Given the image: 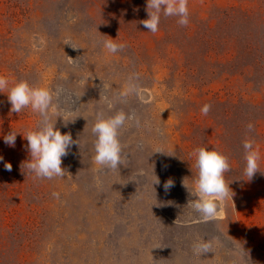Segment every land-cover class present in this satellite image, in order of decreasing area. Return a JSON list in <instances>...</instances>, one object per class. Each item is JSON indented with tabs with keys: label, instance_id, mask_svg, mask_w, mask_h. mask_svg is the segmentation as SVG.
I'll return each mask as SVG.
<instances>
[{
	"label": "rangeland",
	"instance_id": "1",
	"mask_svg": "<svg viewBox=\"0 0 264 264\" xmlns=\"http://www.w3.org/2000/svg\"><path fill=\"white\" fill-rule=\"evenodd\" d=\"M189 9L188 26L163 17L152 33L147 0H0V74L62 87L58 103L76 120L58 117L57 128L81 144L63 158L65 177L37 178L23 166V134L15 147L3 137L26 134L40 116L12 112L0 93V155L12 164L0 163V264H264V0H190ZM111 39L127 46L109 53ZM133 75L139 91L122 102ZM120 109L140 126L122 130L125 166L102 169L92 161L94 114ZM246 139L262 156L251 181ZM197 147L224 152L232 167L233 200L208 221L185 186ZM201 240L212 252L194 253Z\"/></svg>",
	"mask_w": 264,
	"mask_h": 264
},
{
	"label": "clouds",
	"instance_id": "2",
	"mask_svg": "<svg viewBox=\"0 0 264 264\" xmlns=\"http://www.w3.org/2000/svg\"><path fill=\"white\" fill-rule=\"evenodd\" d=\"M190 0H147L148 19L142 21L144 27L152 33L159 31V26L163 17H177L178 24L188 26L190 23ZM44 41H40L42 50ZM127 45L117 43L115 39L103 41V48L109 53H117L123 50ZM138 75L130 76L124 92L121 94L122 102L126 101L128 96L137 94L139 85L137 83ZM64 89L57 87L53 89L48 86H35L27 80L14 81L7 74H0V93L8 94V101L11 104V111L21 113L24 109L30 108L34 113L40 116L37 126L27 131V133L12 130L3 137L4 143L15 147L18 134H23L27 140L26 150L30 153V159L25 161L26 167L37 178H63L66 175V169L62 167L63 158L69 155V150L80 144V139L74 140L70 132L62 133L57 128V119L62 117L65 126L67 123L75 120L68 117L71 113L63 111L58 103ZM114 104L109 101L108 108L112 109ZM211 104H205L201 112L207 116L211 110ZM74 111V110H73ZM95 122L91 128L94 139V155L92 161L102 169L117 170L121 165L126 164L125 145L121 141L122 130L135 121L140 126V120L135 113L125 112L123 109L116 111L112 115H106L105 111L100 110L94 114ZM255 127L249 123L251 130ZM245 150L246 166L244 175L246 180L251 181L256 173L260 171L261 153L254 140L246 139L243 144ZM155 153H167L163 148L157 149ZM168 154V153H167ZM190 157L195 161L197 173L193 185L189 188L192 196L196 197L189 201L188 206L199 213L205 220H213L218 217L225 206V202L231 198L233 200L234 192L230 188L231 182L227 179V174L232 170L230 158L224 152L209 147H197L191 153ZM0 163H4V157L0 155ZM7 171L12 170V164L4 163ZM160 178L156 175L154 184H160ZM174 187L172 179L163 184L165 191ZM57 198L59 193H53ZM213 242L211 240H201L193 245V251L196 255H205L212 252Z\"/></svg>",
	"mask_w": 264,
	"mask_h": 264
}]
</instances>
